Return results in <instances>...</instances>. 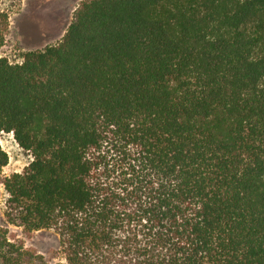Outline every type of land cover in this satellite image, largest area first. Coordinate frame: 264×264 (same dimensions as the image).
<instances>
[{"label":"trees","instance_id":"obj_1","mask_svg":"<svg viewBox=\"0 0 264 264\" xmlns=\"http://www.w3.org/2000/svg\"><path fill=\"white\" fill-rule=\"evenodd\" d=\"M4 131L33 155L7 221L64 259L1 228L0 264H264V0H82L0 56Z\"/></svg>","mask_w":264,"mask_h":264},{"label":"rangeland","instance_id":"obj_2","mask_svg":"<svg viewBox=\"0 0 264 264\" xmlns=\"http://www.w3.org/2000/svg\"><path fill=\"white\" fill-rule=\"evenodd\" d=\"M82 0H0V11L9 15L0 56L11 62L22 59L23 53L42 49L61 41ZM0 143L9 154V162L0 173V229L7 228L11 238H20L25 246L64 259L60 236L54 229H41L27 236L22 226L9 223L6 218L8 193L2 179L15 172H23L33 159L30 151L19 145L13 132H1Z\"/></svg>","mask_w":264,"mask_h":264}]
</instances>
